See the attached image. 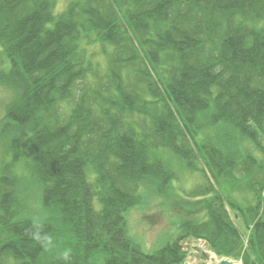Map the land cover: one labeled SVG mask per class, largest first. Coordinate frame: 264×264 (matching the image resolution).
Listing matches in <instances>:
<instances>
[{
	"label": "trees",
	"instance_id": "obj_1",
	"mask_svg": "<svg viewBox=\"0 0 264 264\" xmlns=\"http://www.w3.org/2000/svg\"><path fill=\"white\" fill-rule=\"evenodd\" d=\"M55 5L0 0V264H181L190 239L264 264V166L253 153L264 154V0ZM95 43L101 72L85 47ZM184 170L244 184L254 201L240 208L208 179L185 198L197 204L174 197L185 210L177 234L147 251L125 213L141 189L173 202Z\"/></svg>",
	"mask_w": 264,
	"mask_h": 264
},
{
	"label": "rangeland",
	"instance_id": "obj_2",
	"mask_svg": "<svg viewBox=\"0 0 264 264\" xmlns=\"http://www.w3.org/2000/svg\"><path fill=\"white\" fill-rule=\"evenodd\" d=\"M65 1L66 0H55V11L57 13L63 10L62 8L65 4ZM261 24L264 25V21H261ZM85 47L87 50V55L90 57L89 60L91 62H89L95 65V70L97 72L103 71V68L106 67V57L104 55V51L102 50V46L99 43H95L86 45ZM4 64H6V60L4 59L3 54L0 52V67H3ZM8 95V89L0 85V117L3 106L6 105V102L8 100ZM70 103H72V100H67L61 103L62 109L64 111L68 110L70 107ZM253 153L258 158L260 164L264 166V154H262L257 148H253ZM16 172H20V169L18 167L16 168ZM177 174L178 175L173 181V191H175V196L171 197L173 199V202L165 199L164 197H160L154 194V192L150 193L146 189H141L142 198H140V204H135L134 206L130 207L125 213L129 233L138 241H140L147 251L155 250V248L161 246L164 242L171 240L174 236H176L178 229L177 224L183 219L185 210L182 207H179L181 211H178V213H176L177 209L175 212L174 209L171 208L172 203H174V197H182L180 198L182 200H178V206L180 205V203L185 202H194V204H197L195 200L185 199L191 197L190 193H192L195 187H203V185H207L206 183L208 179H210V181L212 182V187H221L223 185V182L218 185L214 183L213 179L210 178L208 172H206V180L202 177L201 174L203 173L200 171L188 172L184 170L178 171ZM242 186L243 187H241V189L237 187L233 189H227L226 187L224 188L222 186L220 189H218L219 192L215 188V193L220 197L223 196L225 197V199H229L230 203L233 202L232 204L238 205L240 208H245L247 205H250L254 201V197L253 194L248 191V189H246V186L244 184ZM228 211L235 224L247 234V232L249 231L245 230L242 226V219L240 217H236L239 211L236 209H231L230 207H228ZM192 215H199L202 219L206 216L203 211L193 213ZM192 246H197L200 248V250L206 252L208 258L204 259L200 257L199 254L192 249ZM183 249L186 250V257L181 264H219L216 263V260L218 261L221 258H226L232 260L233 262L240 263L239 259L218 256L202 240H187L183 243ZM210 257H213L214 260H211Z\"/></svg>",
	"mask_w": 264,
	"mask_h": 264
},
{
	"label": "water",
	"instance_id": "obj_3",
	"mask_svg": "<svg viewBox=\"0 0 264 264\" xmlns=\"http://www.w3.org/2000/svg\"><path fill=\"white\" fill-rule=\"evenodd\" d=\"M193 249L200 255V257H202L204 259L208 258V255L206 254V252L200 250L199 247L193 246ZM211 260H214V259L211 258ZM219 264H240V263H234V262H232L231 260H228V259H221L219 261Z\"/></svg>",
	"mask_w": 264,
	"mask_h": 264
}]
</instances>
